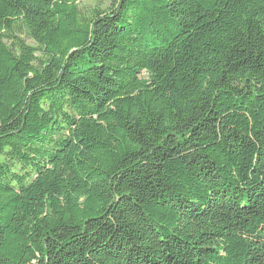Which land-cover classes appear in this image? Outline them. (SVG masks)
<instances>
[{
  "label": "trees",
  "instance_id": "trees-1",
  "mask_svg": "<svg viewBox=\"0 0 264 264\" xmlns=\"http://www.w3.org/2000/svg\"><path fill=\"white\" fill-rule=\"evenodd\" d=\"M0 264H264V0H0Z\"/></svg>",
  "mask_w": 264,
  "mask_h": 264
},
{
  "label": "rangeland",
  "instance_id": "rangeland-1",
  "mask_svg": "<svg viewBox=\"0 0 264 264\" xmlns=\"http://www.w3.org/2000/svg\"><path fill=\"white\" fill-rule=\"evenodd\" d=\"M97 0H81V5L84 7L86 10H90L95 4ZM108 3V0H105V4ZM30 41V40H28Z\"/></svg>",
  "mask_w": 264,
  "mask_h": 264
}]
</instances>
